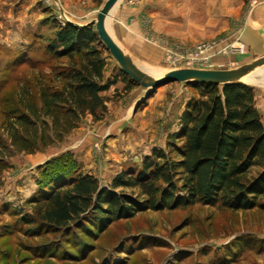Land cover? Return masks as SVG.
<instances>
[{
	"label": "rangeland",
	"instance_id": "1",
	"mask_svg": "<svg viewBox=\"0 0 264 264\" xmlns=\"http://www.w3.org/2000/svg\"><path fill=\"white\" fill-rule=\"evenodd\" d=\"M105 0H0V144L9 146L4 120L22 111L29 95L39 104V79L67 69L45 44L54 22L92 27ZM119 0L106 19L108 34L150 76L174 69H227L264 56L250 53L243 31L264 0ZM242 46V49H238ZM238 49V50H237ZM248 57L218 67L209 56ZM101 120L85 116L63 141L28 154L0 159V264H264V210L231 211L196 204L144 211L107 225L89 243L69 226L47 232L36 216L46 182L61 172L91 175L107 186L122 170L139 168L154 149L167 152L179 118L197 92L184 83H164L148 94L130 85L103 47ZM213 64V65H212ZM212 67V68H211ZM256 93L264 127V67L243 79ZM28 94V95H27ZM51 175H48L50 174ZM51 188V185H49ZM127 193L130 190H125ZM31 218V219H29ZM77 250V251H76Z\"/></svg>",
	"mask_w": 264,
	"mask_h": 264
},
{
	"label": "trees",
	"instance_id": "2",
	"mask_svg": "<svg viewBox=\"0 0 264 264\" xmlns=\"http://www.w3.org/2000/svg\"><path fill=\"white\" fill-rule=\"evenodd\" d=\"M51 29L46 52L65 60L67 69L55 74L54 87L39 79V104L27 94L25 102L19 100L22 111L4 120L9 146L0 144V159L12 150L31 154L62 142L87 115L102 119L100 93L115 82H102L104 46L92 27L54 22ZM186 85L197 97L183 109L168 151L154 149L139 168L120 171L107 186L91 175L58 171L34 200L43 229L56 233L72 226L85 235V245L110 223L148 210L196 204L264 210V127L255 90L247 84Z\"/></svg>",
	"mask_w": 264,
	"mask_h": 264
},
{
	"label": "water",
	"instance_id": "3",
	"mask_svg": "<svg viewBox=\"0 0 264 264\" xmlns=\"http://www.w3.org/2000/svg\"><path fill=\"white\" fill-rule=\"evenodd\" d=\"M119 0H105L98 11L95 21L89 25L94 27L98 41L108 51L117 63L119 70L134 85L144 89L148 94L153 89L164 83H196L206 85H242L243 79L256 69L264 67V56H260L247 64L233 69H197L182 68L165 72L158 76H150L139 69L131 57L106 31V19Z\"/></svg>",
	"mask_w": 264,
	"mask_h": 264
},
{
	"label": "crops",
	"instance_id": "4",
	"mask_svg": "<svg viewBox=\"0 0 264 264\" xmlns=\"http://www.w3.org/2000/svg\"><path fill=\"white\" fill-rule=\"evenodd\" d=\"M166 7L169 8V0H164ZM253 18H255L256 22L259 21V17L262 18L264 14L263 8H257L254 12ZM258 19V21H257ZM250 24L248 23L247 27L244 29L243 42L247 46L250 53L255 54L257 50L264 49V24L261 22L260 24L255 23L254 19L250 20ZM107 31V30H106ZM132 57L131 55H129ZM248 57L243 56H220V54L209 56L210 63H216L218 67L221 66H229L247 60ZM213 65V64H212ZM212 68V67H211ZM222 68V67H221ZM231 69V68H227ZM264 99V98H263Z\"/></svg>",
	"mask_w": 264,
	"mask_h": 264
},
{
	"label": "built area",
	"instance_id": "5",
	"mask_svg": "<svg viewBox=\"0 0 264 264\" xmlns=\"http://www.w3.org/2000/svg\"><path fill=\"white\" fill-rule=\"evenodd\" d=\"M238 49H240V50H241V49H242V46H241L240 48H238ZM238 49H237V50H238Z\"/></svg>",
	"mask_w": 264,
	"mask_h": 264
},
{
	"label": "bare ground",
	"instance_id": "6",
	"mask_svg": "<svg viewBox=\"0 0 264 264\" xmlns=\"http://www.w3.org/2000/svg\"><path fill=\"white\" fill-rule=\"evenodd\" d=\"M105 27H106V24H105ZM249 76V75H248ZM246 78V77H245Z\"/></svg>",
	"mask_w": 264,
	"mask_h": 264
}]
</instances>
